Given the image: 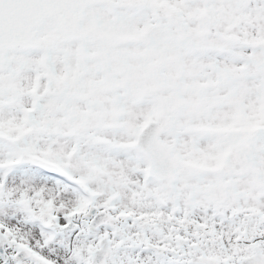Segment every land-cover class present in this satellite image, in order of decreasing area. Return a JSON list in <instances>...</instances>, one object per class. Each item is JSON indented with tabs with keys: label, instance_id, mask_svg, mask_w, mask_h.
Segmentation results:
<instances>
[{
	"label": "snow or ice",
	"instance_id": "1",
	"mask_svg": "<svg viewBox=\"0 0 264 264\" xmlns=\"http://www.w3.org/2000/svg\"><path fill=\"white\" fill-rule=\"evenodd\" d=\"M0 264H264V0H0Z\"/></svg>",
	"mask_w": 264,
	"mask_h": 264
}]
</instances>
